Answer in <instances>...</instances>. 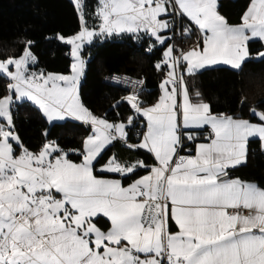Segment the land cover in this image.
Listing matches in <instances>:
<instances>
[{
	"label": "snow or ice",
	"instance_id": "snow-or-ice-1",
	"mask_svg": "<svg viewBox=\"0 0 264 264\" xmlns=\"http://www.w3.org/2000/svg\"><path fill=\"white\" fill-rule=\"evenodd\" d=\"M75 8L81 32L55 37L71 45L72 75L29 74L36 59L32 41L19 57L0 61V78L9 81V94L0 97V264H264V190L228 179L229 169L246 162L249 138H258L264 149V112L251 110L260 123L215 115L209 104L192 101L183 75L177 76L182 64L189 75L220 63L239 70L250 55L249 41L264 42V0H250L238 25L218 14L217 0H98L99 31L88 29L83 0H75ZM169 16L195 25L202 46L198 41L177 57L169 45L163 54L169 71L154 106L142 108L135 93L126 97L147 121L142 140L128 144L133 116L127 124L111 123L79 102L80 51L98 35L139 39L142 33L164 44L171 37L160 33L173 27ZM189 32L183 29V35ZM257 55L264 59V50ZM25 98L50 122L71 118L91 126L82 150H76L80 163L70 161L54 141L38 153L23 146L11 107L14 99ZM205 126L210 142L197 144L194 156L179 155L182 135L193 139L182 129ZM117 140L146 150L156 161L127 187L94 175V162ZM148 167L142 160L121 163L112 156L99 171L129 177ZM101 218L109 225L106 231L97 227ZM171 222L177 231H170Z\"/></svg>",
	"mask_w": 264,
	"mask_h": 264
},
{
	"label": "trees",
	"instance_id": "trees-1",
	"mask_svg": "<svg viewBox=\"0 0 264 264\" xmlns=\"http://www.w3.org/2000/svg\"><path fill=\"white\" fill-rule=\"evenodd\" d=\"M249 3L250 0H220L218 9L230 24L237 25L241 23V16ZM97 7L98 0H89V11L94 16ZM182 22V29L189 28L190 32L175 44V53L197 41V34L184 19ZM81 30L80 14L73 0H0V59L19 57L26 42L32 41L31 52L37 59V69L48 73H69L71 45L55 37L58 34L69 37ZM151 42L155 40H149L142 33L139 39L127 33L113 34L102 46L86 45L83 51L85 70L79 85L81 103L94 116L114 123L127 124L129 116H133L134 127L127 135L128 144H135L145 129V121L127 102L128 90L106 82L105 78L113 76L134 82L143 81L145 87L138 97L140 106L148 108L158 102L162 92L159 85L164 78L157 74L156 65L160 63L161 69L166 68L163 54L169 47L170 39L161 46L157 45L155 52L149 53L147 47ZM262 49V42H250L249 50L253 58L247 60L239 71L213 67L189 75L187 86L192 101L207 102L215 114L228 113L255 120L251 111L253 108L264 112V59L254 57ZM8 83L7 79L0 78V97L9 93ZM11 113L14 130L29 151L37 153L44 143L54 141L68 153L70 161L81 162L82 158L76 150H82L84 139L91 134L90 125L73 119L49 123L42 111L27 101L13 103ZM195 143L185 146L180 153L186 152L187 148L192 151ZM20 151L17 146L15 154ZM112 156L121 163L138 160L150 166L156 163L146 150L129 149L123 142L111 144L94 162V174L117 178L124 184L132 183L147 174L149 169L141 168L129 177L100 172L101 165ZM229 176L264 189V150L258 139L249 141L246 162L229 169ZM97 225L103 230L109 226L105 218H101Z\"/></svg>",
	"mask_w": 264,
	"mask_h": 264
},
{
	"label": "built area",
	"instance_id": "built-area-1",
	"mask_svg": "<svg viewBox=\"0 0 264 264\" xmlns=\"http://www.w3.org/2000/svg\"><path fill=\"white\" fill-rule=\"evenodd\" d=\"M184 18H180V17H171L170 16V19H169V23L173 26L170 30L167 31L169 37L170 38V43L169 45H171L174 49L175 47V44L181 40L184 35H183V29H182V26H183V20ZM201 39V35L198 34V37H197V41H200ZM184 52V50H180L179 52L175 53L173 51L172 55L173 56H181V54ZM169 69L168 67L166 66L165 69H160V70H157V74L159 75H162L163 78L165 79L167 77V73H168ZM180 75H183V70H182V65H181V69L180 71L177 73V76L179 77ZM106 82L108 83H113V84H116V85H119L121 87H123L124 89H127L128 90V95L126 97H128L129 95L135 93L137 95V98L139 97V95L142 93V91L144 90V87H145V84L143 82V84H140L138 82H134V81H131V80H128V79H121V78H115L113 76H107L105 78ZM162 94V92H161ZM125 97V98H126ZM134 127V124L132 126H129L127 128V133H130L131 130L133 129ZM182 133H191L192 134V137L193 139L191 140H188L186 138V136H183L182 135V139H183V146L182 148L180 149V151L182 149H185V146L187 145H192L193 143H195L197 140H200V139H204V140H208L207 137L210 135L208 132L206 131H184L182 129ZM127 142L129 143L128 141V138H127ZM187 148V147H186ZM187 150H191L190 148H187ZM149 167L147 169L150 170L151 166L148 165ZM244 214H247V210H244Z\"/></svg>",
	"mask_w": 264,
	"mask_h": 264
},
{
	"label": "crops",
	"instance_id": "crops-1",
	"mask_svg": "<svg viewBox=\"0 0 264 264\" xmlns=\"http://www.w3.org/2000/svg\"><path fill=\"white\" fill-rule=\"evenodd\" d=\"M219 1L220 0H217V8H216V10H217V12H218V14L219 15H221L222 17H224L226 20H227V18H226V16H224L220 11H219V9H218V3H219ZM94 16V15H93ZM170 19V16L168 17V20ZM184 20H185V22L187 23V25L190 27V28H192V30L195 32V35L197 34V37H198V34H200V32H199V30H198V28L195 26V25H193V24H191L188 20H187V18H184ZM227 22H228V20H227ZM229 23V22H228ZM230 24V23H229ZM240 24V23H239ZM230 25H232V24H230ZM238 25V24H237ZM81 32V31H80ZM161 35H163V34H167V31L166 32H161L160 33ZM201 35V34H200ZM107 37H108V35H106ZM154 39V38H153ZM252 41H258V40H252ZM252 41H249V43L250 42H252ZM155 42H157V41H155ZM200 43H201V46H202V37H201V39H200V41H199ZM197 43H198V41H196L195 43H193L192 45H190L188 48H186L185 50H184V52L183 53H186L187 51H189L190 49H192V48H194V47H196V45H197ZM262 44H263V49L262 50H264V42H262ZM248 47H249V45H248ZM261 50V51H262ZM249 53H250V55H249V57L248 58H246V60L243 62V64H242V66L244 65V63L247 61V60H249V59H251V58H253V56H252V54H251V52H250V50H249ZM255 58H257V59H260V57H258V55L256 54L255 56H254ZM36 63V62H35ZM34 66H35V64L34 65H32V66H29L30 67V69H34ZM213 67H229V68H231V66L230 65H225V64H222V63H220V64H215V65H207V66H205V67H203V68H200V69H198V70H195L194 71V73H197V72H200V71H202V70H205V69H209V68H213ZM242 68V67H241ZM240 68V69H241ZM232 70H235V71H239V70H237V69H233V68H231ZM182 70H183V78H184V84H185V87L187 88V90H188V76H189V74H187V72L185 71V65H183L182 64ZM193 73V74H194ZM188 93H189V90H188ZM162 95V94H161ZM189 96H190V94H189ZM191 98V97H190ZM181 100V97H178V101H180ZM194 102V101H193ZM157 103V102H156ZM155 103V104H156ZM194 103H198V102H194ZM203 103H207V102H203ZM154 104V105H155ZM208 104V103H207ZM154 105H152V106H154ZM152 106H150V107H152ZM150 107H148V108H150ZM144 109H147V108H144ZM256 111H260V110H256ZM260 112H262V111H260ZM213 114H215V113H213ZM221 114H225V115H229V116H232V115H230V114H228V113H221ZM215 115H220V114H215ZM143 117V116H142ZM233 118H236V119H243V118H238V117H234V116H232ZM98 118V117H97ZM68 119H71V118H68ZM143 119H144V121H146L145 120V118L143 117ZM246 120H249L250 122H252V123H260V121L255 117V120H250V119H246ZM126 124V123H125ZM184 130V129H183ZM196 130H204V131H206V132H208L209 134L211 133V129L209 128V127H207V126H205L204 128H200V129H187V130H184V131H196ZM143 134V133H142ZM142 134L139 136V138H141L142 137ZM138 138V139H139ZM137 139V140H138ZM252 139H258V138H249V141L250 140H252ZM136 140V141H137ZM259 140V139H258ZM210 141L209 140H204V139H200V140H198L195 144H194V147H193V150L192 151H190V150H185L186 152H184V153H180L179 152V155H183V156H194L195 155V149H196V145L197 144H200V143H209ZM260 142V141H259ZM249 143V142H248ZM260 147H261V142H260ZM264 150V149H263ZM247 154H248V144H247ZM243 164V163H242ZM241 165V164H240ZM239 166V165H238ZM95 175V174H94ZM97 176V175H96ZM97 177H99V178H104V179H117V178H106V177H100V176H97ZM228 179H237V178H234V177H228ZM239 179V178H238ZM117 180H120V179H117ZM239 180H241V179H239ZM241 181H243V180H241ZM243 182H245V183H249V182H246V181H243ZM250 184H252V183H250ZM130 185V184H129ZM253 185H255V184H253ZM123 186H125V187H127L128 185H124L123 184ZM256 186V185H255ZM259 188V187H258ZM259 189H261V188H259ZM261 190H264V189H261ZM97 227H99L98 225H97ZM100 228V227H99ZM101 230H103L102 228H100ZM103 231H106V230H103ZM170 231H172V232H175V231H177V228H176V226H175V224H174V222H171L170 223Z\"/></svg>",
	"mask_w": 264,
	"mask_h": 264
},
{
	"label": "rangeland",
	"instance_id": "rangeland-1",
	"mask_svg": "<svg viewBox=\"0 0 264 264\" xmlns=\"http://www.w3.org/2000/svg\"><path fill=\"white\" fill-rule=\"evenodd\" d=\"M74 2H75V0H73ZM83 14H84V18H85V21H86V24H87V27H88V29H90V30H96V31H99V24H100V21L98 20V19H96V17L95 16H93L91 13H90V11H89V0H83ZM80 33V32H79ZM79 33H77V34H79ZM77 34H75V35H77ZM75 35H72V36H69V37H65V38H71V37H74ZM162 36H167V37H169V35L168 34H163ZM107 40V36L106 35H98V36H94L93 37V39H92V41H91V43H88V42H85L83 45H82V48H81V51H80V57H81V60L83 61V72H82V74L80 75V77H79V79H78V83H77V93H78V97H79V102L81 103V100H80V94H79V85H80V82H81V79H82V76H83V73H84V70H85V59H84V57H83V51H84V49H85V46L86 45H90L91 47H99V46H102L104 43H105V41ZM168 39H166L165 40V42L167 41ZM140 40H138V42H139ZM141 42V41H140ZM152 43H155V45L157 46H161V45H163V44H160L159 42H151L150 44H152ZM149 44V45H150ZM156 46L151 50V51H148L149 53H153V52H155V50H156ZM149 48V46L147 47V49ZM32 53V52H31ZM33 54V53H32ZM33 56L35 57V55L33 54ZM36 58V57H35ZM71 58H72V56H71ZM3 60H6V59H0V61H3ZM35 62L37 63V59H35ZM36 63H33V64H29L28 65V72H29V74H31V73H37V74H40V73H43L44 74V76H47V75H49V74H53V75H72V71H71V68H70V72L69 73H66V74H62V73H48V72H44L42 69H37L35 66H34V69H30V67L29 66H32V65H36ZM72 63H73V58H72ZM62 83V82H61ZM9 94V93H8ZM8 94H6V95H8ZM5 95V96H6ZM13 96H14V93H13ZM23 101H27V102H30L31 104H33V105H35L32 101H30V100H28L27 98H25V99H23V100H21V101H15V99H14V101H13V103H15V102H18V103H20V102H23ZM82 104V103H81ZM13 105V104H12ZM36 107H38L37 105H35ZM39 108V107H38ZM43 113V112H42ZM12 114V113H11ZM46 118V117H45ZM47 119V118H46ZM66 119H68V118H66ZM65 119V120H66ZM48 120V119H47ZM108 121V120H107ZM49 123H54V122H59V120H56V121H48ZM109 122H111V121H109ZM111 123H114V122H111ZM146 124H147V121H145V129H144V131H143V134H144V132H146ZM143 134H142V137L141 138H139L136 142H135V144H137V143H139L141 140H142V138H143ZM113 143H122L120 140H117V141H114ZM38 153V152H37ZM20 154V153H19ZM18 154V155H19ZM17 155V156H18ZM74 163H76V162H74ZM148 174V173H147ZM146 175V174H145ZM144 176V175H143ZM142 177V176H141ZM111 180V179H110ZM122 182V181H121ZM122 184H124L123 182H122ZM131 184V183H130ZM124 185H129V184H124Z\"/></svg>",
	"mask_w": 264,
	"mask_h": 264
}]
</instances>
